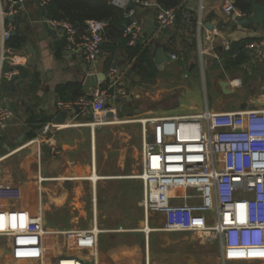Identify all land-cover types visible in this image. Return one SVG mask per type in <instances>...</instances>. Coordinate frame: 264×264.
Instances as JSON below:
<instances>
[{
    "label": "crops",
    "instance_id": "1",
    "mask_svg": "<svg viewBox=\"0 0 264 264\" xmlns=\"http://www.w3.org/2000/svg\"><path fill=\"white\" fill-rule=\"evenodd\" d=\"M13 1L19 12L0 16V31L12 24V35L17 30L23 41L14 49L18 74L0 87V104L13 111V117L0 127V210L40 213L45 236L41 262H18L10 238L0 237V264H54L63 256L83 258L90 264H264V248L251 249L239 258L223 257L217 243L186 233L154 231L163 218L144 217L143 187L136 177L140 127L93 125L89 116L77 115L75 108H56L58 100L85 95L81 86L87 75L101 72L106 78L108 68L115 65L131 93L128 101L108 103L117 108L121 119L241 110L253 94L245 98L237 90L245 79L260 85L261 80H248L246 75L252 74L253 67L262 72L258 69L262 65L251 58L240 70L230 71L221 64V55L232 42L260 37L259 23L235 25L221 10L224 0H182L180 16L169 28L158 30L154 7H136L135 18L150 51V63H143L136 72L125 50L118 47L108 63L110 56L104 49L94 64L78 55L67 57L61 34L45 22L43 5L38 0ZM5 3L0 0V10L6 9ZM157 47L178 58L158 68L153 60ZM215 47L222 50L215 53ZM220 80L228 81L234 92L225 94ZM235 81H240L239 87L233 85ZM68 84L78 86L64 90ZM59 119L70 125L56 133L58 154L51 156L47 146L41 144L39 149L30 141L42 122ZM92 227L99 232L97 247L92 249H80L61 234ZM182 234L188 236H178Z\"/></svg>",
    "mask_w": 264,
    "mask_h": 264
},
{
    "label": "built area",
    "instance_id": "2",
    "mask_svg": "<svg viewBox=\"0 0 264 264\" xmlns=\"http://www.w3.org/2000/svg\"><path fill=\"white\" fill-rule=\"evenodd\" d=\"M50 0H38L46 5ZM133 7L128 9L129 3ZM111 4L127 10L130 24L123 29L129 37L128 45L146 44L141 26L135 18L136 7H154L158 30H164L175 21L178 6L161 8L151 0H111ZM0 16H15L19 9L13 0H6ZM221 10L233 23L245 14L234 7L233 0H224ZM47 26L59 31L67 57L80 56L94 64L103 54L104 28L102 20L86 22L79 31L64 19H45ZM14 26L8 24L0 31V87L4 80L18 74L15 70L18 55L6 45ZM4 45V46H3ZM252 59L264 64V40L249 41L244 46ZM170 54V59H177ZM4 64L8 67H4ZM106 85L99 83L90 94L75 100H58L56 108H75L77 115L92 114L93 125L137 123L140 125V171L136 177L142 182L141 205L145 219L161 215L158 230L166 233L195 235L208 244L217 243L223 257L239 258L251 249L264 248V79L255 90L253 99L237 111H204L190 115L139 117L121 119L117 108L108 103L128 101L130 91L125 87L122 73L114 65L108 68ZM240 81L234 86L239 87ZM13 117V111L0 104V127ZM70 123L45 122L30 143L40 149L48 147L51 156L58 154L55 135ZM98 230L68 229L62 231L68 242L78 248L92 249L98 244ZM45 230L42 216L21 214L15 210H0V237H9L15 247V260L42 261ZM227 254V255H226ZM56 264H90L75 256L58 258Z\"/></svg>",
    "mask_w": 264,
    "mask_h": 264
},
{
    "label": "trees",
    "instance_id": "3",
    "mask_svg": "<svg viewBox=\"0 0 264 264\" xmlns=\"http://www.w3.org/2000/svg\"><path fill=\"white\" fill-rule=\"evenodd\" d=\"M150 1V0H148ZM182 0H155V4L161 8L168 9L169 7L180 8ZM234 7L241 13L249 17L253 14L252 7L254 5L264 6V0H233ZM180 10V9H179ZM178 10L176 18H178L181 12ZM43 15L46 19H64L71 23L79 31H83L86 28V22L90 20H102L106 23L104 28V41L102 50L109 54L107 63L114 57L116 47L125 50V54L132 61L131 69L138 71L143 66V63H150V51L147 44L136 43L132 46L128 45L129 37L123 35V29L126 26L127 10H122L111 4V0H50L46 5L42 7ZM261 30V36L257 38H245L237 42H232L228 46L229 48L221 55V64L224 69L230 71L240 70L241 66L251 60L249 51L244 47L249 41L264 40V18L263 22L259 24ZM16 35H12L6 45L12 49H16L23 41L22 36L15 30ZM64 42H61V47L64 46ZM264 67V64H262ZM256 68L253 67L252 74L246 75L248 80L257 78L259 80L264 79V70L262 72H256ZM252 78V79H251ZM247 80L243 82L246 85ZM78 84H68L64 86V90L70 88H77ZM83 94L77 93L71 100L77 99V97ZM44 122L41 123V125ZM40 125V126H41ZM40 126L38 128H40Z\"/></svg>",
    "mask_w": 264,
    "mask_h": 264
},
{
    "label": "water",
    "instance_id": "4",
    "mask_svg": "<svg viewBox=\"0 0 264 264\" xmlns=\"http://www.w3.org/2000/svg\"><path fill=\"white\" fill-rule=\"evenodd\" d=\"M151 2L155 3V0H151ZM133 6H134L133 3L131 2L128 4L127 8L131 9ZM252 9H253V14L251 16L244 17V19L239 20L237 23H235V25L244 26V24H251V23H259L260 24V23H262L263 18H264V6L261 7L259 5H254L252 7ZM130 22H131V19L129 17H127L125 25L130 24ZM221 50H222V47H215L214 48L215 53H218ZM153 60H154L155 64L158 66V68H160L163 63L168 62L170 60V56L167 54V52L164 49H162L161 47H157L156 51L153 55ZM258 69L260 71H263L264 67L259 66ZM105 80H106V78L104 76V73L100 72V73H95V74H89L84 78V80L82 82L81 89L83 90V92L85 94L89 95L91 88H93L94 86H96V84L101 83ZM219 85L221 86V89L225 94L234 92L229 87L228 81L220 80ZM254 92H255V90L252 89L251 93L254 94ZM252 99H253L254 103L260 104V103H258L257 99L254 96L252 97ZM263 105H264V100H263ZM245 107H246V103H244L241 106V109H244ZM63 114H65V113H63ZM89 119L92 120V114L89 115ZM61 122H62V120H60V119L57 120L58 124Z\"/></svg>",
    "mask_w": 264,
    "mask_h": 264
},
{
    "label": "rangeland",
    "instance_id": "5",
    "mask_svg": "<svg viewBox=\"0 0 264 264\" xmlns=\"http://www.w3.org/2000/svg\"><path fill=\"white\" fill-rule=\"evenodd\" d=\"M259 82V81H258ZM258 82H257V80H254V81H250L249 83L248 82H246V85H244V86H242L240 89H238L237 90V92L239 91V90H241L242 91V94H243V96L246 98V97H248L250 94H251V90L253 89V90H256L257 89V87H258ZM206 85H208V90L210 89V85H209V82H206ZM209 92V94H208V98H209V100L211 101L212 99H213V97H212V94H211V92H210V90L208 91ZM235 95V97H237L236 95H237V93H235L234 94ZM127 109H129V108H127ZM130 110V109H129ZM136 118H139V117H137V116H132L129 120H134V119H136ZM130 127L131 128H139L140 127V125H138L137 123H131L130 124ZM137 175V174H136ZM141 224L142 223H140V225L139 226H141ZM179 237H183V236H188V235H178ZM54 264H56V262L54 263Z\"/></svg>",
    "mask_w": 264,
    "mask_h": 264
},
{
    "label": "bare ground",
    "instance_id": "6",
    "mask_svg": "<svg viewBox=\"0 0 264 264\" xmlns=\"http://www.w3.org/2000/svg\"><path fill=\"white\" fill-rule=\"evenodd\" d=\"M95 178H96V177L94 176L92 180H94ZM145 231H147V230H145Z\"/></svg>",
    "mask_w": 264,
    "mask_h": 264
}]
</instances>
